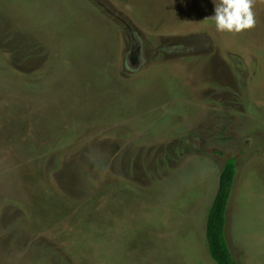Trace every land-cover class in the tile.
<instances>
[{"label":"rangeland","instance_id":"1","mask_svg":"<svg viewBox=\"0 0 264 264\" xmlns=\"http://www.w3.org/2000/svg\"><path fill=\"white\" fill-rule=\"evenodd\" d=\"M0 0V264H264V0Z\"/></svg>","mask_w":264,"mask_h":264},{"label":"trees","instance_id":"2","mask_svg":"<svg viewBox=\"0 0 264 264\" xmlns=\"http://www.w3.org/2000/svg\"><path fill=\"white\" fill-rule=\"evenodd\" d=\"M236 175V160L228 159L221 172L218 191L208 213L207 243L209 252L217 264H239L232 255L226 236L227 212Z\"/></svg>","mask_w":264,"mask_h":264},{"label":"clouds","instance_id":"3","mask_svg":"<svg viewBox=\"0 0 264 264\" xmlns=\"http://www.w3.org/2000/svg\"><path fill=\"white\" fill-rule=\"evenodd\" d=\"M212 3L214 13L210 18L216 31L241 33L255 27V0H212Z\"/></svg>","mask_w":264,"mask_h":264}]
</instances>
